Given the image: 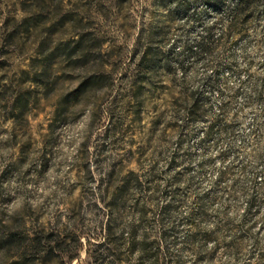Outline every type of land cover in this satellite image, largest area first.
<instances>
[{
    "label": "rangeland",
    "instance_id": "rangeland-1",
    "mask_svg": "<svg viewBox=\"0 0 264 264\" xmlns=\"http://www.w3.org/2000/svg\"><path fill=\"white\" fill-rule=\"evenodd\" d=\"M0 264H264V0H0Z\"/></svg>",
    "mask_w": 264,
    "mask_h": 264
},
{
    "label": "trees",
    "instance_id": "trees-1",
    "mask_svg": "<svg viewBox=\"0 0 264 264\" xmlns=\"http://www.w3.org/2000/svg\"><path fill=\"white\" fill-rule=\"evenodd\" d=\"M239 1H241V0H239Z\"/></svg>",
    "mask_w": 264,
    "mask_h": 264
}]
</instances>
